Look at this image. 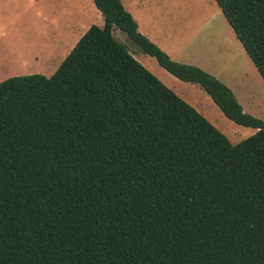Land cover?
Returning <instances> with one entry per match:
<instances>
[{
	"label": "trees",
	"instance_id": "1",
	"mask_svg": "<svg viewBox=\"0 0 264 264\" xmlns=\"http://www.w3.org/2000/svg\"><path fill=\"white\" fill-rule=\"evenodd\" d=\"M264 80V0H215ZM56 73L0 82V264H264V121L122 0ZM257 130L234 145L117 41Z\"/></svg>",
	"mask_w": 264,
	"mask_h": 264
},
{
	"label": "rangeland",
	"instance_id": "2",
	"mask_svg": "<svg viewBox=\"0 0 264 264\" xmlns=\"http://www.w3.org/2000/svg\"><path fill=\"white\" fill-rule=\"evenodd\" d=\"M53 1L49 9L47 7L48 3L43 2L42 6L46 9V19L38 18L37 20V38L40 46L38 61H32L25 68L2 67V64L6 65V63L0 62V82L12 77L25 75L42 74L47 77L53 76L90 27L92 25L103 27L105 24L104 17L99 9L94 5L91 6L90 1H87V11L84 19L74 22V28L71 27L69 35L54 37V45L47 52L49 54L42 55L41 51L45 48L44 46L48 45V35L52 32L50 20L53 17L55 18L53 12L54 10L58 12L57 19L59 17L62 19L60 13L61 5L67 4V0ZM213 4H215L214 0H145V17L149 20L151 29L160 28L168 36L172 35V37H168L169 40L180 42L193 37L195 38L194 41L200 45L210 40L208 33H206L208 32L205 27L206 24L202 28V30H205L203 32L205 33L204 37L202 36L203 34L196 36L195 34L200 31L199 26L204 23L206 16L213 11L215 6ZM55 22L56 19H54ZM64 22L67 21L64 19ZM57 23L60 24L59 20H57ZM64 32H66L65 29ZM232 32L235 36L234 31ZM113 34L117 41L125 45L141 64L164 84L180 93L184 100L190 101L191 103H189L224 133L234 145L257 133L256 129L238 125L226 117L213 99L199 85L179 80L175 83L173 75L161 67L154 57L145 54L129 39L124 31L116 28ZM223 39L225 40V38ZM41 47L43 48L41 49ZM2 56L3 54L1 53L0 57ZM227 57L228 66H226L225 71L221 75L219 74L220 78L214 76L232 89L245 112L264 121L263 78L243 46L240 47V52L231 47ZM175 61L178 60L175 59Z\"/></svg>",
	"mask_w": 264,
	"mask_h": 264
},
{
	"label": "crops",
	"instance_id": "3",
	"mask_svg": "<svg viewBox=\"0 0 264 264\" xmlns=\"http://www.w3.org/2000/svg\"><path fill=\"white\" fill-rule=\"evenodd\" d=\"M87 1H90L91 6L94 5L96 7L94 0H67L66 5H61L60 13L62 19L61 17L57 19L58 12L54 10L53 15L55 14V18L53 17L50 20L52 32L48 35V45L44 46V49L41 47L42 55L49 54L47 52L54 45V37L69 35L71 27L74 28V22L84 19L87 11ZM43 2L48 3L47 7L49 9L54 1L0 0V54H3L0 57V62L6 63V65L2 64V67L25 68L32 61H38L40 46L37 38V20L38 18L46 19V9L42 6ZM122 2L137 21L140 32L163 49L172 59L175 58L180 63L202 68L219 78L221 73L225 71L226 66H228L227 55L231 47L240 52V47L243 46L236 34V37L234 36L233 28L222 10L218 8L216 1L213 4L215 5L213 11L206 16L204 23L199 26L200 31L195 34V36L203 34L202 36L204 37L205 33L203 32L205 30H202V28L206 24L205 27L208 30L206 33H208L210 40L200 45L194 41L195 38L193 37L176 42L175 40H169L168 37H172V35L168 36L160 28L151 29L149 27L150 22L145 17V0H122ZM139 18H141L140 21ZM54 19H56L55 23ZM64 19L67 22H64ZM57 20H59L60 24L57 23ZM45 26L47 25L45 24ZM64 29L66 32H64ZM172 77H174L175 83L179 80L175 76ZM174 92L178 96H182L177 91ZM196 110L199 111L198 109Z\"/></svg>",
	"mask_w": 264,
	"mask_h": 264
}]
</instances>
